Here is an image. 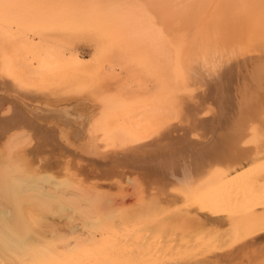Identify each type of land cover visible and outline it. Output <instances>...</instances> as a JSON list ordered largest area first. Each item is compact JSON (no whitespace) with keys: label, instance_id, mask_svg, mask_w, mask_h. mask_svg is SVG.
<instances>
[{"label":"bare ground","instance_id":"bare-ground-1","mask_svg":"<svg viewBox=\"0 0 264 264\" xmlns=\"http://www.w3.org/2000/svg\"><path fill=\"white\" fill-rule=\"evenodd\" d=\"M46 3L0 18V264H208L262 232L264 0Z\"/></svg>","mask_w":264,"mask_h":264},{"label":"rangeland","instance_id":"rangeland-1","mask_svg":"<svg viewBox=\"0 0 264 264\" xmlns=\"http://www.w3.org/2000/svg\"><path fill=\"white\" fill-rule=\"evenodd\" d=\"M22 1L23 2H27V1L30 2L32 0H30V1L29 0H21V2ZM39 1H40V3L44 2V1H45V3L47 2V0H39ZM39 1L37 0L38 3H39ZM63 1L69 2L68 6L72 5V7H69L70 8L69 10H64V11L69 13V11L72 8V10L70 12H73V14H74V12L79 13V14L83 13L84 11H86V9L88 11V7L93 6L92 5L93 3H89L90 0H62V2ZM19 2H20L19 0H0V4H2V5H6L9 7V5L11 6L14 4L13 7H15V8L18 7V8H16L18 10L12 11L9 14L3 15L0 13L1 14L0 18H2L3 20H7V17H8V19H9V21L7 20L8 23L11 21L9 24L10 25L9 28H5L6 31H12V28L14 26H16L17 23H19L21 21L19 19H21L23 16H26V14L23 13V10L20 9L21 2L20 3ZM33 2H36V0H33ZM58 2H61V1H58ZM46 4L48 5V8L44 4V6H46L44 9L48 10L50 3L49 4L46 3ZM38 5H39V8H43L40 6V5L43 6V4H37V7H38ZM56 5H52L53 7H51L50 9L53 8V10L56 11V9H58L59 7L61 9H64L63 7L65 6L64 5L62 7L61 3H60V6L58 5L57 6L58 8H57ZM100 5H104V3H101ZM54 6L56 7V9L54 8ZM37 7L34 6L33 8L36 9ZM66 8H67V6L65 7V9ZM58 11L62 12L60 9ZM58 11H56V12H58ZM14 30H15V28L13 29V31ZM257 128H258V132H259V148L258 149L262 153L261 157H264V112L262 113L261 120H259V122L257 123ZM112 182H107V184L101 183L104 186L100 187V190H102L103 192L112 194L114 196H118L119 194L122 193L121 195H119V197H121L123 195L125 196V194H127L128 192L131 194L133 191L132 186L129 185V183H127V182H126L127 183V185H126L124 180L122 181L123 183L121 182V180H115ZM86 188H88V186ZM129 195H126V196H129ZM181 203H183V200H181V199L178 200L176 203L177 205L175 207L181 205ZM262 211L264 212V209H261L258 212H262ZM48 220L53 221V222H59V220H57V219L49 218ZM61 222L62 221L60 220L59 223H61ZM220 233H222V231H220ZM230 240L232 241V243H230ZM214 244H215V246L218 247V248H216V250H214L212 252H208V253H203V252L199 251L195 255L196 258L195 257L194 258L198 259L199 261L208 260V261H210L208 264H264V230L262 232L256 234L253 237H246L242 241H234L233 239H230L229 237L221 236L218 239H216Z\"/></svg>","mask_w":264,"mask_h":264}]
</instances>
